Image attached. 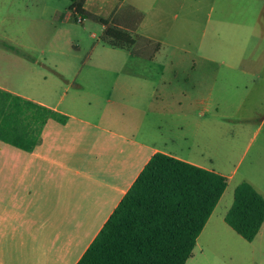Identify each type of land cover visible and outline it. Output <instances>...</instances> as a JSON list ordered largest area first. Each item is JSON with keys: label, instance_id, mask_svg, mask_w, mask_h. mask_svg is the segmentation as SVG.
Instances as JSON below:
<instances>
[{"label": "crops", "instance_id": "0c3cea01", "mask_svg": "<svg viewBox=\"0 0 264 264\" xmlns=\"http://www.w3.org/2000/svg\"><path fill=\"white\" fill-rule=\"evenodd\" d=\"M77 1L84 9L99 16L105 7H110L112 12L131 8L144 13L137 26L139 35L160 42L161 49L152 59L127 52L133 58L154 62L165 49L164 34L171 31L164 16L178 1L184 8L187 0ZM203 1L197 0L186 10L180 30L203 22L199 15H204ZM210 1V11L216 13L211 29L215 33L213 40L217 37L220 41L223 31L237 29L232 18L237 5H242L240 8H245L243 13L247 10L248 14L259 7V18L264 25V0ZM252 1L259 4L254 10ZM146 4H150L149 7ZM69 14L73 16L72 9ZM205 21L207 29L212 21L210 18ZM242 29L248 32L245 25ZM3 50L0 53V74L3 71L5 75H0V88L50 107L66 115L67 120L49 119L32 151L0 140V264H77L156 152L205 167L164 148L171 139L166 137L162 125L156 127L150 123L124 121V108L129 112L140 108L142 102L137 96L144 97L145 94L141 92L140 84L144 87L149 83L153 87L152 95L157 97L160 91V98L164 95L163 100L167 99L168 85L157 84L155 75L61 71L57 73V90L53 79L52 84L46 85L49 89H45L44 80L33 77L43 70L38 65V58L29 59L11 50ZM247 57L244 59L247 67L239 68L243 84L234 85L245 92L249 87L257 89L249 84V80L256 76L251 66L257 59ZM2 64L6 67L3 68ZM259 65L263 82L258 89L264 93V57ZM14 79L15 82H10ZM182 109V106L178 108L179 113ZM155 112L165 115L169 110L162 107ZM180 129L186 132L184 125L180 124ZM252 185L257 189L256 184ZM216 208L199 234L186 264H232L235 249L226 247L234 240L232 232L236 231L226 223V212L224 224L211 223ZM262 228L264 222L258 234ZM204 234L205 241L200 243ZM198 246L197 256L195 250Z\"/></svg>", "mask_w": 264, "mask_h": 264}, {"label": "rangeland", "instance_id": "374dc122", "mask_svg": "<svg viewBox=\"0 0 264 264\" xmlns=\"http://www.w3.org/2000/svg\"><path fill=\"white\" fill-rule=\"evenodd\" d=\"M196 1L187 0L184 8L178 1L168 9L164 17L171 31L164 34L165 49L150 62L103 43L104 26L85 15H81L82 22L77 20L78 15L70 16V0H0V53L8 49L29 59L38 58L43 70L33 77L43 79L45 89H49L46 85L52 84L53 79L57 90V73L61 71L150 73L155 75L157 84H167L169 92L163 100L160 91L157 97L152 95L153 87L149 83L144 87L139 83L141 92L145 93L144 97L137 96L142 102L140 108L130 112L124 108L123 119L162 125L166 137L171 139L164 148L228 177V187L211 222L224 224L223 215L233 203L239 183H254L257 190L264 191V93L258 89L263 82L259 63L264 57V25L256 1H252L253 10L257 8L251 14L247 10L243 13L245 8L237 5L232 17L237 29L223 31L220 41L217 37L213 40L215 33L211 29L216 13L210 11L211 1L204 0V15L199 14L203 22H193L194 27L180 30L186 10ZM105 8L98 16L110 19L115 12ZM206 18L212 21L207 29ZM138 19L139 15L128 8L118 12L115 22L118 26L134 28ZM244 25L248 32L242 29ZM136 34H140L138 29ZM142 44H146L145 40L140 41ZM149 47L152 50L154 45ZM247 56L257 59L251 66L256 76L249 80L257 89L249 87L245 92L234 85L243 84L239 68L247 67L244 64ZM0 75L5 74L2 71ZM162 107L169 113L155 112ZM180 124L186 132L180 129ZM232 233L234 240L226 247L235 249L232 264H264V228L252 242ZM206 234L200 243L205 241ZM199 249L198 246L195 250L197 256Z\"/></svg>", "mask_w": 264, "mask_h": 264}, {"label": "trees", "instance_id": "16d2710c", "mask_svg": "<svg viewBox=\"0 0 264 264\" xmlns=\"http://www.w3.org/2000/svg\"><path fill=\"white\" fill-rule=\"evenodd\" d=\"M70 1L75 17L85 15L104 26L103 43L146 59L161 49L160 42L135 35L142 12L134 10L139 19L130 28L116 25L118 12L104 19ZM49 119L65 122L67 116L0 88V140L32 151ZM227 185L219 172L156 152L77 264H186ZM225 221L253 241L264 222V196L251 183H239Z\"/></svg>", "mask_w": 264, "mask_h": 264}, {"label": "built area", "instance_id": "2783aa9c", "mask_svg": "<svg viewBox=\"0 0 264 264\" xmlns=\"http://www.w3.org/2000/svg\"><path fill=\"white\" fill-rule=\"evenodd\" d=\"M83 19H84V18H83L81 15H79V16L77 17V20H78L79 22H82Z\"/></svg>", "mask_w": 264, "mask_h": 264}]
</instances>
